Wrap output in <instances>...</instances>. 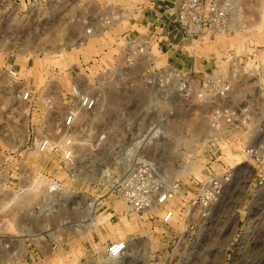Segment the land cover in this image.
<instances>
[{
    "label": "rangeland",
    "instance_id": "374dc122",
    "mask_svg": "<svg viewBox=\"0 0 264 264\" xmlns=\"http://www.w3.org/2000/svg\"><path fill=\"white\" fill-rule=\"evenodd\" d=\"M145 3L0 0V264H264V0H235L233 30L183 40L181 57L185 48L182 58L194 67L169 61L167 48L154 50L158 66L171 63L230 86L227 98L207 91L162 99L158 114L138 98L148 92L140 71L121 58L134 29L149 33L148 16L146 28L131 22ZM102 11L119 16L106 27V51L93 49L88 23ZM96 57L110 68L104 85L97 83L101 67L86 66ZM9 66L20 80L9 77ZM74 80L99 97L97 109L64 130ZM22 88L30 103L17 96ZM223 105L244 110L238 126H212V111ZM157 118L153 144L132 146ZM44 137L51 145L40 151ZM249 145L258 147L259 161L243 151ZM67 147L71 161L62 156ZM141 156L153 158L179 192L164 206L136 212L127 209L120 184ZM210 173L229 177L217 202L203 209L189 199ZM117 241L127 250L114 260L108 250Z\"/></svg>",
    "mask_w": 264,
    "mask_h": 264
},
{
    "label": "built area",
    "instance_id": "2783aa9c",
    "mask_svg": "<svg viewBox=\"0 0 264 264\" xmlns=\"http://www.w3.org/2000/svg\"><path fill=\"white\" fill-rule=\"evenodd\" d=\"M235 0H178L172 9L167 11L171 14V23H167L165 16L160 19H151L142 28L150 27L149 33L139 32L128 39L122 41V61L125 67L137 68L140 72V80L143 87L148 90L147 95L150 102L147 108L148 113H159L160 100L172 101L179 97L190 100L195 97H202L207 91H214L219 97L227 98L229 83L220 79L208 77L195 78L191 73H185L175 65H157V55L154 50L163 51L168 48V32L170 29L176 30L184 39L194 43L201 41L206 35L233 30L231 12ZM119 16L113 12H105L101 15V20L105 27L114 24ZM88 33L91 30L88 29ZM192 60L191 66H195ZM100 66L98 85H104V79L110 73V68L101 63L100 58L91 61L87 69L93 66ZM6 72L12 79L20 80L19 74L14 67L9 66ZM118 74L119 72L116 71ZM115 72V73H116ZM116 73V75H117ZM102 79V80H98ZM19 99L25 103L32 101V95L28 89L18 91ZM68 98L71 104L66 108L62 119L61 128L64 130L73 129L80 120L82 113H94L97 109L98 96L82 87L79 80H74L68 91ZM244 110L223 105L212 111V126L218 120L224 121L229 126H238L243 116ZM163 119H154L150 122L145 133L137 139L135 143L151 141L159 136ZM51 142L47 137L39 140L37 148L45 151ZM243 151L253 159L259 161L261 157L258 147L249 145ZM64 161L73 159L72 150L67 147L62 153ZM130 156V155H129ZM126 156L127 160L130 157ZM138 169H134L120 184V194L130 211H146L157 206H164L171 202L175 192H179L177 187L170 183L169 176L163 173L156 165V161L150 157H137ZM226 177L209 174L206 181L199 185L197 192L191 196L193 204L201 206L203 209L211 207L217 202L224 188L223 178ZM173 217V210L168 209L163 220L168 222ZM127 250L126 242L117 241L109 246L108 254L111 259H119Z\"/></svg>",
    "mask_w": 264,
    "mask_h": 264
},
{
    "label": "crops",
    "instance_id": "0c3cea01",
    "mask_svg": "<svg viewBox=\"0 0 264 264\" xmlns=\"http://www.w3.org/2000/svg\"><path fill=\"white\" fill-rule=\"evenodd\" d=\"M177 1L178 0H146L147 3H145V5H149L148 9H146V7L142 8L141 9L142 12H140V13L138 12L137 14H135V16H138V17H133L136 22H133V21H131V22L134 25L136 24L138 27L141 28L144 25V22L146 20L145 18H147V16H148V18H150V20L151 19L153 20V19H160L161 16L164 15L167 23L170 24L171 20H172L171 14L169 12H165V11H167V9L169 11H172V9L174 8ZM103 13H105V11H102L99 13L97 12L96 14L89 15V17H88V21H89L88 23H90V25H92V27H93V34L91 35L90 39L95 40L96 44L94 45L95 47L93 49L98 50V51L108 50V47L106 46V43L108 44V41H107L108 30H106V27L101 20V15ZM134 31L136 33L137 29H134ZM135 33H133V34H135ZM166 38L168 40V45H170L166 49V52L169 54L168 55L169 61L175 57L174 58L175 62H178V60H179V62L183 61V64H182L183 67H185V64L190 65V63H192V61L190 59H187V61L185 63L183 58H182L183 53H185V48L181 49L182 50V57H181V53H180L181 52L180 47H182L181 43L185 39L179 33H177V31L175 29L174 30L170 29V31L168 32V36H166ZM115 44H116V42L114 43V45ZM188 56H189V54H188ZM96 67H97L96 65L93 66L92 70L95 71ZM138 98L144 100L145 102L143 101V103H145V105L148 108L150 98L147 95V93L146 92L140 93L138 95ZM153 141H154V139L151 141L135 143L134 147L150 146L153 144Z\"/></svg>",
    "mask_w": 264,
    "mask_h": 264
},
{
    "label": "bare ground",
    "instance_id": "6f19581e",
    "mask_svg": "<svg viewBox=\"0 0 264 264\" xmlns=\"http://www.w3.org/2000/svg\"><path fill=\"white\" fill-rule=\"evenodd\" d=\"M196 42V41H195Z\"/></svg>",
    "mask_w": 264,
    "mask_h": 264
}]
</instances>
